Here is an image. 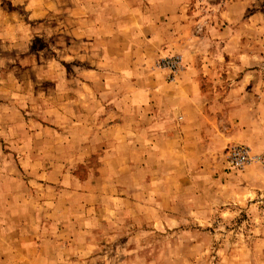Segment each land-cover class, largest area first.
I'll use <instances>...</instances> for the list:
<instances>
[{
	"label": "clouds",
	"instance_id": "obj_1",
	"mask_svg": "<svg viewBox=\"0 0 264 264\" xmlns=\"http://www.w3.org/2000/svg\"><path fill=\"white\" fill-rule=\"evenodd\" d=\"M194 7L0 0V264H264V0Z\"/></svg>",
	"mask_w": 264,
	"mask_h": 264
},
{
	"label": "rangeland",
	"instance_id": "obj_2",
	"mask_svg": "<svg viewBox=\"0 0 264 264\" xmlns=\"http://www.w3.org/2000/svg\"><path fill=\"white\" fill-rule=\"evenodd\" d=\"M193 11L195 10V7H194V0H193V9H192ZM191 13H189V15H190ZM117 50H121L122 51V49L121 48H119L118 47V49ZM201 67H203V64H201ZM211 85H210V83H208V87H210ZM205 91L207 90V88H205L204 89ZM208 113V112H207ZM209 114V113H208ZM205 116H206V114H205ZM44 127L46 128V129H49V125H47V124H45L44 125ZM50 130H55L54 129V127L53 128H51ZM174 139V138H173ZM182 140V139H181ZM187 147L189 148V150H191V145H187ZM225 171H229L228 169H225ZM214 178H218V177H214ZM224 181H221V183H223ZM30 241H28V240H24V241H22V244L23 243H29Z\"/></svg>",
	"mask_w": 264,
	"mask_h": 264
},
{
	"label": "crops",
	"instance_id": "obj_3",
	"mask_svg": "<svg viewBox=\"0 0 264 264\" xmlns=\"http://www.w3.org/2000/svg\"><path fill=\"white\" fill-rule=\"evenodd\" d=\"M205 114H206V116H205ZM204 116L209 120V123H208L207 127H208V128H211L212 125H211V122H210V121H211L212 117H211L210 114H208L207 112L204 113ZM181 139L184 140L185 137H184L183 135H181Z\"/></svg>",
	"mask_w": 264,
	"mask_h": 264
}]
</instances>
